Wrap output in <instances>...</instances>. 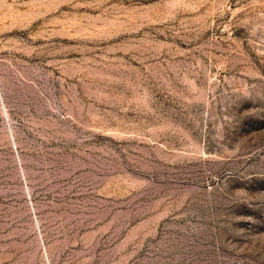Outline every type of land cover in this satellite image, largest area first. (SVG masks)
<instances>
[{
  "label": "rangeland",
  "instance_id": "obj_1",
  "mask_svg": "<svg viewBox=\"0 0 264 264\" xmlns=\"http://www.w3.org/2000/svg\"><path fill=\"white\" fill-rule=\"evenodd\" d=\"M0 264H264V0H0Z\"/></svg>",
  "mask_w": 264,
  "mask_h": 264
}]
</instances>
